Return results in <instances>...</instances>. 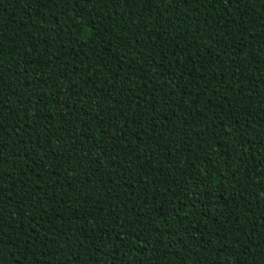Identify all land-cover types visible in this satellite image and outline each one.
I'll use <instances>...</instances> for the list:
<instances>
[{
    "label": "trees",
    "instance_id": "obj_1",
    "mask_svg": "<svg viewBox=\"0 0 264 264\" xmlns=\"http://www.w3.org/2000/svg\"><path fill=\"white\" fill-rule=\"evenodd\" d=\"M0 264H264V0H0Z\"/></svg>",
    "mask_w": 264,
    "mask_h": 264
}]
</instances>
